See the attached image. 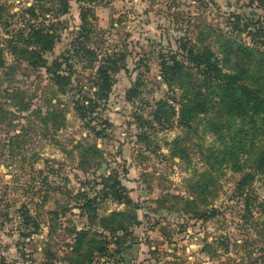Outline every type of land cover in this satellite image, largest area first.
Returning a JSON list of instances; mask_svg holds the SVG:
<instances>
[{"label": "rangeland", "instance_id": "1", "mask_svg": "<svg viewBox=\"0 0 264 264\" xmlns=\"http://www.w3.org/2000/svg\"><path fill=\"white\" fill-rule=\"evenodd\" d=\"M87 1L63 15L62 0H0V264H257L264 174L236 182L264 137L225 115L180 54L209 51L221 71L251 75L264 0H127L114 26L88 19L75 52ZM31 24L55 35L32 67ZM100 66L113 80L105 97ZM196 84L209 111L183 123ZM83 233L93 246L76 245Z\"/></svg>", "mask_w": 264, "mask_h": 264}, {"label": "trees", "instance_id": "2", "mask_svg": "<svg viewBox=\"0 0 264 264\" xmlns=\"http://www.w3.org/2000/svg\"><path fill=\"white\" fill-rule=\"evenodd\" d=\"M63 5V15L68 14L71 4H69V0H62ZM30 15L35 16L33 8H28ZM90 9L88 7H81L79 13V28L80 31L77 32L76 38L73 40L74 44L73 51L77 52L82 46L81 40L85 36L81 32L82 26L87 23V18L89 17ZM28 33L26 38L22 41L23 46L28 54L27 61L31 64V67L35 65L36 61H43L41 55L45 52H50L53 50L55 35L51 32V30L45 29L43 26H38L35 28L34 25H29ZM58 41V40H56ZM55 41V42H56ZM76 49V50H74ZM85 52H89V50H84ZM90 52H92L90 50ZM258 61L251 73V75H247V70L243 72H233V73H225L221 71L218 67L216 61L212 59V54L209 51H206L202 54L195 55L191 50L187 52L184 56L180 54L181 60H189L193 62L195 68L200 71L199 73L203 76L204 79H210V83H206L208 85V89H212L211 94L216 95V102L214 103L218 108H220L225 115L238 118L240 121L247 122L250 127L253 126V131L260 132L264 137V58L263 53H259ZM187 55V56H186ZM61 56H54L52 59V66L57 68V70L61 69L60 63H57V59ZM35 58V60H34ZM168 60L173 62L172 68L177 71L179 68L178 63L175 58L171 56ZM167 58L162 59L161 68L164 72H167L166 68L168 62ZM192 64V63H191ZM122 67H118V70ZM124 68V67H123ZM165 68V69H163ZM179 70V69H178ZM110 69L107 66H100L96 70V74L100 77L99 90L108 95L111 92L113 86V80L111 79ZM244 75V78H243ZM54 83L59 86L62 82L68 83V77L59 74L58 72H54ZM200 84H196L191 87V96L188 98L187 104L183 108V113H181V121L186 123L199 114L205 113L209 111L210 102L206 97H203L200 101H198V92H199ZM136 94L135 90L132 88L127 92V99L134 97ZM75 111L79 114V116H83L82 109L79 105L75 106ZM151 111L149 112L150 117ZM106 125H110L106 123ZM261 127V129H258ZM247 160L245 163L249 166L248 171L244 172L241 178L236 182V191H240L243 188L244 182L248 181L245 184V187L249 185L251 180L256 173L264 174V143L260 142L256 144L254 148H251L250 152L245 154ZM244 187V188H245ZM209 213V212H206ZM121 216L120 213H113L111 215V222H116L115 219ZM87 234V233H86ZM83 233L80 238L76 240L77 244H88L89 247L94 245V239L86 238L87 235ZM259 238L264 239V229L258 230ZM96 236V235H95ZM96 250V249H93ZM259 252L264 251V247H260L258 249ZM89 252V250L87 251ZM259 261L257 264H264V257L259 256L256 258V261ZM251 263V262H249ZM248 263V264H249ZM80 264V263H77ZM230 264V263H229ZM241 264V263H238ZM254 264V263H252Z\"/></svg>", "mask_w": 264, "mask_h": 264}, {"label": "crops", "instance_id": "3", "mask_svg": "<svg viewBox=\"0 0 264 264\" xmlns=\"http://www.w3.org/2000/svg\"><path fill=\"white\" fill-rule=\"evenodd\" d=\"M127 4V0H88L87 6L90 15L87 18L93 23L97 22L99 27L114 26L112 19L117 15H123L122 8Z\"/></svg>", "mask_w": 264, "mask_h": 264}]
</instances>
